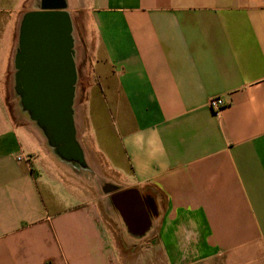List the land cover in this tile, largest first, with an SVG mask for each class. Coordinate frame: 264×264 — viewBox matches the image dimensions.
<instances>
[{
	"label": "crops",
	"instance_id": "crops-1",
	"mask_svg": "<svg viewBox=\"0 0 264 264\" xmlns=\"http://www.w3.org/2000/svg\"><path fill=\"white\" fill-rule=\"evenodd\" d=\"M44 11L72 20L87 167L17 104ZM0 264H264V0H0Z\"/></svg>",
	"mask_w": 264,
	"mask_h": 264
},
{
	"label": "water",
	"instance_id": "water-1",
	"mask_svg": "<svg viewBox=\"0 0 264 264\" xmlns=\"http://www.w3.org/2000/svg\"><path fill=\"white\" fill-rule=\"evenodd\" d=\"M75 53L73 24L67 12L28 13L18 50L21 70L16 91L22 109L44 131L57 156L87 167L74 124ZM130 193L125 190L117 196Z\"/></svg>",
	"mask_w": 264,
	"mask_h": 264
},
{
	"label": "rangeland",
	"instance_id": "rangeland-1",
	"mask_svg": "<svg viewBox=\"0 0 264 264\" xmlns=\"http://www.w3.org/2000/svg\"><path fill=\"white\" fill-rule=\"evenodd\" d=\"M79 64H80V66H81V69H85V68H86L85 63L83 62L82 59H79ZM82 71H84V70H82ZM8 90H9L8 93H9V94L11 93V95H12V94H13V90H11V89H8ZM77 91H78V93H79L80 96L83 95V90H82V89H78ZM19 100H20V97L18 96L17 104H18V101H19ZM81 139H82V138H81ZM81 141H82V144L84 145L86 151L89 153V154H88V159L90 160L91 163H93V162H92V161H93V160H92V155H91V152L89 151L88 143H86V141L83 140V139H82ZM100 163H101V165H102L101 167L98 168L99 171H100V173H102L103 175H109V176L112 175V176H115V174H113L112 171L109 169L108 165L105 164V160L102 161V162H100ZM100 173L90 171L91 177H92V178H95V179L97 180V184H98V187H99L98 191H99L100 193H102V194H105L103 188L101 187V181L104 183L105 179L100 175ZM115 177H117V176H115ZM82 179H83V177H82ZM83 180H85V179H83ZM83 182H84V181H83ZM120 235H121L122 237L127 238V239H126L127 242L125 243V247H124V249L130 251V250L132 249V247L134 246V245H133V242H134L135 238L129 237L128 235L126 236V234H123V233L120 234Z\"/></svg>",
	"mask_w": 264,
	"mask_h": 264
},
{
	"label": "built area",
	"instance_id": "built-area-1",
	"mask_svg": "<svg viewBox=\"0 0 264 264\" xmlns=\"http://www.w3.org/2000/svg\"><path fill=\"white\" fill-rule=\"evenodd\" d=\"M224 105H225V101L221 97H213L210 100V106L212 110L216 113H218L223 108Z\"/></svg>",
	"mask_w": 264,
	"mask_h": 264
},
{
	"label": "flooded vegetation",
	"instance_id": "flooded-vegetation-1",
	"mask_svg": "<svg viewBox=\"0 0 264 264\" xmlns=\"http://www.w3.org/2000/svg\"><path fill=\"white\" fill-rule=\"evenodd\" d=\"M20 47V46H19ZM20 64L18 62V54H17V57H16V61H15V67H14V73H13V77H14V81H15V84L16 86L18 85V74L20 73Z\"/></svg>",
	"mask_w": 264,
	"mask_h": 264
}]
</instances>
